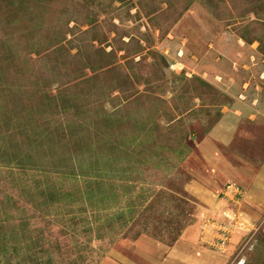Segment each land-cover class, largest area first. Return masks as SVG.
<instances>
[{"label":"rangeland","instance_id":"obj_1","mask_svg":"<svg viewBox=\"0 0 264 264\" xmlns=\"http://www.w3.org/2000/svg\"><path fill=\"white\" fill-rule=\"evenodd\" d=\"M78 1L41 0L43 37H59L40 54L0 6V177L34 198L11 194L0 242L13 233L17 252L52 264H190L170 252L188 229L191 264H264V0ZM45 88L94 114L54 115L75 139L54 149L11 148L6 124L45 123Z\"/></svg>","mask_w":264,"mask_h":264},{"label":"trees","instance_id":"obj_2","mask_svg":"<svg viewBox=\"0 0 264 264\" xmlns=\"http://www.w3.org/2000/svg\"><path fill=\"white\" fill-rule=\"evenodd\" d=\"M47 2V1H46ZM139 2V1H138ZM137 2V3H138ZM208 2V1H207ZM247 1H245L246 3ZM263 0H256V1H252L249 2L248 4H250L251 6L254 4L260 6L262 4ZM122 3V0H121ZM139 2L138 4L140 5ZM41 0H1L0 1V6L2 7L1 9H7L6 7H8L9 9H12L14 12V19L11 21L12 26H16L18 23V17L20 18H24L25 20H27V24L25 25H21L20 28V40L23 39L25 40L26 43V48H29L30 52H34L36 54H40L41 52H46L47 50H50V48H53L55 45H57L58 42H56V40L58 39V33L56 35V37H54V35L56 34L55 32L52 33V35L50 37H43V35L45 34V32L48 30V28H46V24L47 19H46V7H43V9L39 6L41 5ZM76 4L81 7L83 5V3L81 2V0H79L78 2H76ZM214 6V4H213ZM79 7H77V9L75 10L76 13L78 12L77 10H79ZM103 7H108V6H103ZM102 7V8H103ZM122 7H126L124 8V15H128L127 13L129 12V10L131 9V7H133V3L128 2L125 4H121L117 9V11H120V8ZM248 7V5H247ZM112 9V10H114ZM45 10V11H44ZM36 13H40V15L38 17H35ZM70 15H74L75 13L73 12V14H71V12H68ZM246 13V12H245ZM256 16V20L260 19L261 23H264V11L260 12L258 14V12H253ZM65 11H60V16L64 15ZM80 14V12H79ZM244 15V13H243ZM129 16V15H128ZM132 17V16H130ZM57 28V26L55 27V29ZM52 31H55L54 28H52ZM51 31V29L49 30ZM44 39H43V38ZM25 48V46H24ZM61 49V48H59ZM58 49V50H59ZM53 50V49H52ZM51 50V51H52ZM58 50H53L52 53L57 52ZM20 54V52H17ZM51 54V52L49 53ZM49 54H45L44 57H47ZM18 56V54L16 55V57ZM11 67L15 69H17L16 71H22V67L20 65L16 66L14 65V62L10 63ZM0 80H3V76L0 72ZM88 80V79H87ZM42 85H44L46 87L45 83H42ZM48 88V87H47ZM47 88L42 89V91L40 92L41 95L40 96V101L42 102V104H40L39 106V110H37L39 112V116L43 117L45 119V123L41 124V129H34V127L36 125H24L21 126L22 123L20 122H10L8 124H6V128L8 130V132H10L11 138H12V142H10V144H8L11 148H14L17 146L16 142H17V138H19L18 140V144L20 147L23 146H27L29 147L28 150L30 151V149H36L38 147H43V146H47V148L49 149H54V146H58L60 144H58L63 138L61 136H63L65 138L68 139H74L71 136L74 135H69L66 131L65 128H67L66 125L62 126L60 124H58V122L56 121V118L54 117V115L56 116H60V114H63L64 116H70V118H77L80 115H89L92 117V114H94V112L91 111V109H89L87 107V104L83 103L84 97L82 98H78L77 96H69V97H65V98H60L59 97H55V96H50L48 93ZM89 93L86 94V96H88ZM61 97V96H60ZM44 102V103H43ZM57 102V103H55ZM0 111H1V106H0ZM1 119V118H0ZM104 119H100L99 122H101L103 125H105V128H107L106 126H108V124L104 121ZM73 126V130L75 133L80 132L81 130H79L80 128H82L83 126H77L75 127V124H72ZM119 127V126H118ZM36 128V127H35ZM20 131V132H18ZM21 133L24 135L23 136H16L15 137V142L14 139L12 137V135H16V134H20ZM25 137L26 140H23L22 138ZM81 138V146L84 145L86 138L84 136H80ZM75 140V139H74ZM77 140V139H76ZM80 142V140H77ZM13 143V144H12ZM31 145H33V147H31ZM84 147V146H83ZM7 149H9V147H6ZM10 148V149H11ZM29 151H27V154L24 156V158H29L30 160V153ZM33 151V150H32ZM10 153H1L0 154V164L3 161H6L8 156ZM15 155V154H14ZM17 155V154H16ZM33 156V155H32ZM31 156V157H32ZM34 156H38V154L34 155ZM69 161H72L71 156L68 157ZM21 161V159L19 160ZM42 167V166H41ZM12 181L7 180V182H2V179L0 177V206L3 207V211L0 215V237H1V232L7 227V228H11V227H15V225L13 222H15L14 218V212L17 211L19 208L14 207L13 210H9V200H11L12 196L11 194L13 192H15L18 196L17 199L18 200H22V203L24 204H28L29 202H34V198L31 196V193H27V188L24 187L23 185L21 186L20 184V180H17V182L15 183L16 186L13 187V185L10 183ZM7 184V186H6ZM78 190V189H77ZM38 192V191H37ZM73 196L75 198H82V196L80 195V192H73ZM89 193H91L89 190L86 191V194L89 196ZM41 195L37 194V197L39 198L37 201L40 202L41 204H47L48 200L46 197L42 196V193H40ZM52 196V195H51ZM50 196V197H51ZM66 197H68L67 194H65L64 196H62L60 194V192H58L57 194H54V204L56 203H60L61 201H63ZM49 198V197H48ZM45 201H44V200ZM53 199V198H52ZM51 202V201H50ZM49 202V203H50ZM15 203V202H14ZM48 203V204H49ZM58 209V207H56ZM9 222H11L12 224H10ZM24 232L21 231L20 235L23 234ZM4 237V241L3 244L0 242V256H2V258H10L13 255L15 256V253L17 254L16 257V261L14 262H10L8 259H3V261L0 263L1 264H26L27 262H32V264H52V259L51 257H47L45 256V259L43 260H39L37 258L38 254H42V253H47V252H40V251H33L31 252L33 254L32 257H29V255L27 254H23L22 255L17 252V247H16V243L17 245L20 244V240L17 239V237H15L13 235V233H9ZM12 238H15V241L12 240ZM9 242V244L7 243Z\"/></svg>","mask_w":264,"mask_h":264},{"label":"crops","instance_id":"obj_3","mask_svg":"<svg viewBox=\"0 0 264 264\" xmlns=\"http://www.w3.org/2000/svg\"><path fill=\"white\" fill-rule=\"evenodd\" d=\"M191 240V232L188 229L184 230L173 250L170 252H173L172 254L174 255L177 253L176 257L179 260L181 259V261H188L191 264L193 257L190 255V252L194 249L193 242H191Z\"/></svg>","mask_w":264,"mask_h":264}]
</instances>
